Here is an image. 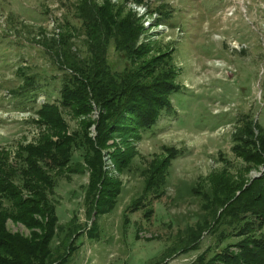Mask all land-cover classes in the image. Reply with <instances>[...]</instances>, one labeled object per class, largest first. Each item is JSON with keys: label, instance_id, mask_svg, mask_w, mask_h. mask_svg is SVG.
I'll return each instance as SVG.
<instances>
[{"label": "rangeland", "instance_id": "obj_1", "mask_svg": "<svg viewBox=\"0 0 264 264\" xmlns=\"http://www.w3.org/2000/svg\"><path fill=\"white\" fill-rule=\"evenodd\" d=\"M74 1L0 0V148L9 157L20 144L35 142L49 127L38 120L35 107L43 100L58 101L62 72L55 66L53 44L46 47L37 39L41 29L49 37L57 33L63 14L68 21L75 20L70 4ZM122 5L141 25L136 43H149L152 51H170L172 80L178 88L169 94L171 109L160 111L150 128L140 130L138 139L133 134H112L106 139L102 169L119 181L115 204L97 219L99 237L92 240L81 234L82 240L78 243L77 239V248L64 264H155L162 260L187 264L199 251L215 248L219 230H214L215 235L203 231L195 249L164 258L169 242L182 234L179 229L204 207L207 197L189 187L208 188L217 180L236 184L264 170V165L248 166L232 148L236 142L232 133L241 115L264 127V0H122ZM111 50L106 52L110 66L120 69L124 58L114 57ZM61 112L66 131L86 120V115L63 107ZM97 112L92 104L89 118ZM94 132L90 123L88 133L93 136ZM113 148L131 152L122 170L110 157ZM176 149L162 169L164 182L158 194H147V202L127 209L128 220L123 221V208L143 189L151 163L161 165L167 151ZM57 178L59 220L75 209L78 220L86 221L80 190L86 173ZM5 226L28 234L19 221L6 218ZM220 227L230 229L227 224ZM258 231L264 235V226Z\"/></svg>", "mask_w": 264, "mask_h": 264}, {"label": "trees", "instance_id": "obj_2", "mask_svg": "<svg viewBox=\"0 0 264 264\" xmlns=\"http://www.w3.org/2000/svg\"><path fill=\"white\" fill-rule=\"evenodd\" d=\"M70 4L76 21H68L63 14L55 35L49 37L40 28L42 35L36 38L46 47L53 44L55 66L62 72L58 101L43 100L35 107L38 120L49 127L35 142L20 144L12 157L0 148V264H64L82 240L81 234L97 239V219L114 206L120 189L119 181L102 169L101 149L106 139L112 134H133L138 139L140 130L150 128L160 111L171 109L169 94L178 88L172 80L170 51H152L149 43H136L141 25L122 0H75ZM110 48L114 57L124 58L120 69L110 66L106 55ZM92 104L98 112L90 119ZM61 107L86 115V120L66 131ZM241 116L232 133L236 140L232 148L251 168L264 165V127ZM90 123L93 136L88 133ZM176 151L168 150L161 165L151 163L143 189L123 208V221L128 220L127 209L135 210L143 200L147 202V194H158L164 182L162 169ZM110 157L122 170L132 156L128 150L113 148ZM84 172L86 181L80 190L87 220L79 221L72 209L60 221L57 177ZM200 187L189 188L207 197L204 207L179 229L182 234L169 242L164 258L195 249L203 231L214 233L219 228L214 233L215 248L207 252L206 247L187 264H264V235L258 231L264 226V170L236 184L217 180L208 188ZM6 218L21 222L28 234L9 230ZM221 224L230 229H222ZM231 235L236 238L227 240Z\"/></svg>", "mask_w": 264, "mask_h": 264}, {"label": "crops", "instance_id": "obj_3", "mask_svg": "<svg viewBox=\"0 0 264 264\" xmlns=\"http://www.w3.org/2000/svg\"><path fill=\"white\" fill-rule=\"evenodd\" d=\"M99 229H100V227H99ZM92 240H96V239H92Z\"/></svg>", "mask_w": 264, "mask_h": 264}, {"label": "water", "instance_id": "obj_4", "mask_svg": "<svg viewBox=\"0 0 264 264\" xmlns=\"http://www.w3.org/2000/svg\"><path fill=\"white\" fill-rule=\"evenodd\" d=\"M252 176H254V175H252Z\"/></svg>", "mask_w": 264, "mask_h": 264}]
</instances>
